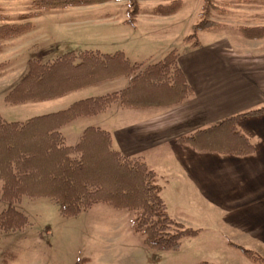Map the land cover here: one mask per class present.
I'll list each match as a JSON object with an SVG mask.
<instances>
[{
    "label": "rangeland",
    "instance_id": "374dc122",
    "mask_svg": "<svg viewBox=\"0 0 264 264\" xmlns=\"http://www.w3.org/2000/svg\"><path fill=\"white\" fill-rule=\"evenodd\" d=\"M171 1L139 0V14L134 18V25L114 26L111 22H104L107 15H110L109 19H128L125 1L52 10L32 18L34 27L31 31L1 43L0 115L7 122H25L66 109L79 100L124 89L128 82L126 77L101 82L53 101L17 106L7 105L4 101L7 93L27 73L29 60L39 58L46 62L67 51L80 50L82 44L91 47L98 39L106 42L102 38L107 36L101 34L111 35L108 42L113 40L112 45L128 51H131V45L146 42L150 44L144 45L147 51H158L157 60L141 58L138 63H155L173 50L183 57L193 42V39L186 41V38L204 18L206 1L182 0L183 6L177 13L154 15L153 10L159 4ZM0 7L3 16L0 25L18 22L19 15L34 11L31 0H0ZM207 16L216 26L200 32L198 43L205 42L210 36L235 42L246 50L251 44L246 41H261L264 46V38L249 39L240 32L242 28L264 25L263 0H211L207 4ZM148 19H157L158 36L146 32L152 30V23H145ZM206 32L210 34L208 37L203 35ZM114 105L121 107L120 104ZM90 118L93 117L79 118L62 128L69 145L79 141L78 136L92 123ZM194 175L199 176V173ZM155 180L161 196L158 175ZM248 180H234L228 194H219L216 199L215 195L210 198L199 195L194 181L174 177L173 202L169 210L167 207L168 214L184 228L198 231L196 236L184 237L177 251L146 247L144 236L132 229L134 212L98 204L76 217L65 218L50 199L24 196L15 208L25 214L29 225L20 231L3 233L0 264H83V260H88L84 264H264V204L253 203L247 197L248 191L262 187L256 179ZM212 183L213 187L219 185L217 181ZM238 197L246 200L236 202ZM226 200L232 202H224ZM7 207L0 191V211ZM232 244L251 250L259 259L248 258Z\"/></svg>",
    "mask_w": 264,
    "mask_h": 264
},
{
    "label": "trees",
    "instance_id": "16d2710c",
    "mask_svg": "<svg viewBox=\"0 0 264 264\" xmlns=\"http://www.w3.org/2000/svg\"><path fill=\"white\" fill-rule=\"evenodd\" d=\"M31 1L34 11L19 15L18 22L0 25V48L2 41L31 31L32 18L52 10L125 1L127 24L134 25V18L139 14V0ZM205 1L204 18L186 38V41L193 39L192 47L199 45L200 32L216 26L207 19V4L211 0ZM182 6V0H172L159 4L153 13L170 16ZM240 32L249 39H262L264 25L242 28ZM178 58L179 52L173 50L155 63H132L123 51L104 53L81 49L67 51L46 62L39 58L28 61L27 73L4 98L7 105L53 101L122 77L128 78L129 83L121 91L82 99L66 109L25 122H7L0 115V191L2 201L8 205L0 211V241L3 233L20 231L29 225L25 214L15 208L24 196L50 199L65 218L76 217L98 204L134 212L132 229L144 236L145 246L152 250L177 251L184 237L198 235V231L184 228L169 216L155 182L157 174L144 158L127 157L115 150L109 131L89 126L75 145H69L61 131L75 120L98 116L114 104L149 110L168 109L183 103L192 97L193 89ZM262 113L264 108L229 118L178 142L201 152L250 155L254 145L237 125L247 116ZM232 245L248 258L259 259L251 250Z\"/></svg>",
    "mask_w": 264,
    "mask_h": 264
},
{
    "label": "crops",
    "instance_id": "0c3cea01",
    "mask_svg": "<svg viewBox=\"0 0 264 264\" xmlns=\"http://www.w3.org/2000/svg\"><path fill=\"white\" fill-rule=\"evenodd\" d=\"M106 18L104 22H111L114 26L127 24L126 20L109 19L110 15ZM147 21L145 23H152V30L146 32L158 36L157 19ZM101 35L107 36L102 38L106 42L98 39L91 47L82 44L80 48L75 45V48L104 53L123 51L132 63H138L141 58L158 59V51L149 52L144 47L150 45L147 42L135 43L128 51L112 45L113 40L108 42L111 35ZM203 35L208 37L210 34L206 32ZM249 42V50H246L235 42L209 36L198 46L186 49L183 57L179 54V65L193 89L192 97L179 105L149 110L114 105L105 114L90 118L92 123L88 127L98 126L111 133L115 150L127 157L144 158L148 167L156 172L168 210L173 202L174 177L194 181L199 195L208 198L215 195L216 199L219 194H228L234 180L243 178L249 182L256 179L262 188L246 191L250 194L244 196L253 203L264 204V113L247 116L237 125L254 145V152L250 155L199 152L189 144L177 141L229 118L264 108V46L261 41L245 43ZM128 83L129 79L126 87ZM196 172L199 176L194 175ZM213 181L219 185L213 187ZM245 200L235 199L236 202Z\"/></svg>",
    "mask_w": 264,
    "mask_h": 264
}]
</instances>
